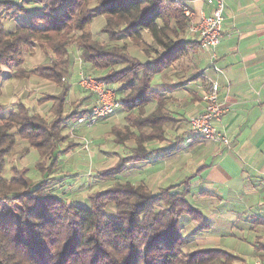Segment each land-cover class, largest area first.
Returning a JSON list of instances; mask_svg holds the SVG:
<instances>
[{"label":"trees","instance_id":"trees-1","mask_svg":"<svg viewBox=\"0 0 264 264\" xmlns=\"http://www.w3.org/2000/svg\"><path fill=\"white\" fill-rule=\"evenodd\" d=\"M183 5L180 0H0V74L7 67L15 77L38 74L62 84L75 46L85 63L105 71L98 79L108 86L122 83L124 108L137 106L140 111L135 117L129 113L128 122L113 127L110 136L117 143L133 138L136 146L102 178L121 174L128 162L145 159L146 143L163 139V126L175 121L163 111V98L152 113L143 114L144 105L158 98L151 89L154 73L186 54L190 44L199 47L198 40L183 39L191 22ZM22 14L30 15L28 23L7 27V21ZM99 16L105 19L101 31L106 41L94 38L90 29ZM144 31L155 47L143 39ZM127 37L142 47L149 62L129 53ZM36 46L53 59L28 70L25 55ZM67 92L65 87L45 98L54 100L50 116L20 102L2 117L0 83V264H244L239 255L222 248L184 251L188 240L182 235V216L204 225L187 199L188 188L180 193L172 185L154 193L143 182L117 178L92 193L88 207L62 196L54 189L57 183L47 178L36 183L26 167H15L10 178L5 176L6 156L17 136L39 151L42 173H48L51 160L58 161L64 144L69 146L65 151L74 147L62 133L78 113H65ZM109 203L116 207L115 216L106 211Z\"/></svg>","mask_w":264,"mask_h":264},{"label":"crops","instance_id":"crops-1","mask_svg":"<svg viewBox=\"0 0 264 264\" xmlns=\"http://www.w3.org/2000/svg\"><path fill=\"white\" fill-rule=\"evenodd\" d=\"M180 1L189 7L194 19L211 9L203 0ZM223 27V38L215 49L214 61L210 52L203 49L200 43L199 47L190 44L186 54L154 73L151 89L158 98L144 105L143 115L152 113L158 105V99L163 98V111L175 121L163 126L166 132L163 139L146 143L148 154L145 159L128 162L121 174L101 177L95 191L110 186L117 178L134 183L143 182L154 193L172 185L173 191L180 193L186 192L188 188L187 199L203 216L204 225L188 215L182 216L181 231L188 240L184 251L222 248L238 254L243 263L248 264L246 254H251L252 259L264 258V0H226ZM104 39L101 38L106 41ZM143 39L154 46L148 31L143 32ZM183 39L199 41L198 35L191 33L189 28ZM125 40L127 43L131 41L128 37ZM129 43L131 55L143 62L150 61L142 47L135 45L130 48ZM70 56L69 74L63 77L62 84L38 74L27 78L15 77L12 70L4 67L0 74L2 117L16 110L20 102L42 117L50 116L54 100L45 98L60 94L67 87L65 113L78 112L68 119L67 128L73 125L78 129V126L87 124L77 122V118L91 111L96 96L85 90L79 83V77H74V74H79L84 67L90 72L104 74L105 71L85 63L75 46L71 48ZM52 59V54L45 55L41 51L28 53L25 55L24 67L29 70ZM214 65L220 70H215ZM209 79L220 82V100L227 110L222 120L215 125L232 139L231 148L213 140L189 146L184 142L187 118L205 108L201 85ZM115 86L110 87L121 99L125 94L123 84L118 82ZM138 111L137 106L132 109L119 106L114 113L96 123L113 122V127L123 125L128 122L129 113L135 116ZM131 129L136 131L134 126ZM104 135L99 131L96 139L105 138ZM76 136L68 135V142L78 144L76 150L96 156L95 149L89 150L94 141L79 133ZM110 138L101 145L104 147ZM114 141L113 138V143H116L114 148L108 151L100 149L97 154L102 159L100 174L115 166L136 146L133 138L124 143ZM33 149L26 139L17 136L6 160L23 163L22 159ZM76 150L68 151V155L76 157ZM107 162L108 166L102 169L101 166ZM11 169L6 164L4 175L12 173ZM50 178L57 183L54 189L62 194L64 179ZM95 191L88 192V195ZM110 205L114 206V210L108 214L115 216L116 207Z\"/></svg>","mask_w":264,"mask_h":264},{"label":"built area","instance_id":"built-area-1","mask_svg":"<svg viewBox=\"0 0 264 264\" xmlns=\"http://www.w3.org/2000/svg\"><path fill=\"white\" fill-rule=\"evenodd\" d=\"M211 9L209 12H202L198 19H194L193 14L187 5H183L191 22L189 31L197 34L201 47L208 50L213 61L216 59L215 49L223 38L226 0H203ZM215 70H220L214 65ZM80 85L95 94V102L88 114L79 115L77 122L87 123L92 126L99 119H102L112 113L119 106H125L122 99H118L116 91L109 87L103 80L98 79L89 73L80 70ZM202 98L205 102L203 111L190 115L187 122V135L184 137L186 145L213 140L224 144L226 147H232V139L215 125L221 121L226 113V106L220 100V82L215 79H209L201 85ZM253 264H264V258H258Z\"/></svg>","mask_w":264,"mask_h":264},{"label":"rangeland","instance_id":"rangeland-1","mask_svg":"<svg viewBox=\"0 0 264 264\" xmlns=\"http://www.w3.org/2000/svg\"><path fill=\"white\" fill-rule=\"evenodd\" d=\"M29 17H30L29 14L19 15V17L14 19L13 21H7L8 24H6V25H7V27L12 28L13 26H16L17 24H26L29 22ZM103 18L104 17H100V16L95 18L91 24V27H90L94 38L99 39V40H101V38H106L104 40L108 39V36L101 31V28L105 23V19H103ZM103 36H105V37H103ZM128 43H127V45H128ZM135 45L136 44L131 40L129 43V47L132 48ZM135 48L136 47H134V49ZM138 48H141V47L138 46ZM34 49L35 50H34L33 54L36 51H41V52H44V54L46 55V52L42 48H40L39 46H36ZM39 49H41V50H39ZM41 54L43 55V53H41ZM83 71L86 73H89L93 76H96V77L101 74L99 72H93V71L90 72L85 67L83 68ZM75 76L79 77V79H80V74H74V77ZM116 84L117 83L113 84L114 88L116 87L115 86ZM133 117H135V116H133ZM94 124L92 126H88L87 124L80 125V126H78V129H77V126L75 127V126L71 125L69 128H67V126H66L62 130V133L68 134L70 137L75 136V138L77 137L76 135L79 133L80 135H84V137L86 139L94 141L93 144L91 142L89 150L91 152V151H93V149H95L96 156H93V155L87 154V153H83V151H81L79 149L76 150L78 144H75V145H73L74 147H72L68 151H72V150L74 151V149H75L77 152V156L76 157H70V155H68V151H65L69 147L68 143H67L66 146L63 145V147H61V151L59 152L60 157H59L58 161H56V162L54 160L50 161V164H49L50 169L52 170L55 168V170L51 171L50 169L47 168L46 171L48 173L40 172L39 167H37L38 163L40 161V158L38 155L39 151L35 148L31 151V153L27 157L22 159L23 163L13 162V159H11V161L7 162L8 154L11 152L10 151L6 156V159H7L6 164H8V168H12V169L15 167L19 168V169L25 168V167L28 168L29 176L36 183L39 182L40 180L47 178L48 179L47 181L50 184H52L56 181L54 179H50V177L63 178L64 180H63V184H62L63 186H62V194L61 195L66 197L70 201L71 200L74 202L76 201L78 203H81L84 206L89 207L90 206L89 196L94 192H92L90 195H88V192L90 193V191L96 190V188L99 184V181L101 180L100 178L104 176L103 175L104 172H106L107 170L108 171L109 170L114 171L115 168L118 166V163H117L115 166H113L107 170H104L102 172V174H100L101 172H99V170H100V163H101L102 159L97 154H98V152H100V149H102L104 151H108L110 148L115 147L116 143H113L114 137L110 136V132H109L112 130L114 123L113 122H100L98 124L97 123L95 125ZM116 126H122V124H120V125L117 124ZM99 131H100L101 135H104L107 132L104 135L105 138L96 139V136L99 134ZM185 134L187 135V132ZM186 135H184V137ZM109 137H111L110 138L111 140H109L107 142V144L103 147L101 144L104 143L106 141V139H108ZM100 146L103 148H101ZM112 161H113V159L111 160V162ZM54 162H55V164H54ZM108 163L109 162L103 164L101 166V168L102 169L106 168L108 166ZM5 168H6V166H5ZM12 173H13V170H12ZM12 173H9V172L6 173L7 177H10ZM98 191H101V189H99ZM98 191H95V192H98ZM110 204L114 205V203H109L107 205V208H106L107 213L108 212L110 213L114 210V206H112ZM246 255H247V257H246L247 263L253 264L256 259H252L251 254H246Z\"/></svg>","mask_w":264,"mask_h":264}]
</instances>
